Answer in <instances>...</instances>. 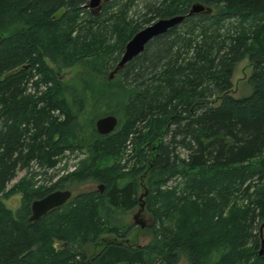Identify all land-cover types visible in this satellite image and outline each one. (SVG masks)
<instances>
[{
	"label": "trees",
	"instance_id": "obj_1",
	"mask_svg": "<svg viewBox=\"0 0 264 264\" xmlns=\"http://www.w3.org/2000/svg\"><path fill=\"white\" fill-rule=\"evenodd\" d=\"M87 2L0 0V264H88L87 244L130 231L118 215L137 204L142 169L151 241L105 244L90 264H177L180 254L187 264H264V0H150L143 23L127 18L133 0H108L97 15ZM193 2L212 12L153 37L109 79L137 30ZM244 57L252 91L233 97ZM76 64L99 81L61 80ZM105 114L118 121L100 134L95 119ZM66 153L73 169L54 178ZM88 180L101 189L29 220L34 199ZM16 194L12 209L5 199Z\"/></svg>",
	"mask_w": 264,
	"mask_h": 264
},
{
	"label": "rangeland",
	"instance_id": "obj_2",
	"mask_svg": "<svg viewBox=\"0 0 264 264\" xmlns=\"http://www.w3.org/2000/svg\"><path fill=\"white\" fill-rule=\"evenodd\" d=\"M120 1H125V0H120ZM149 1L150 0H133L134 3L132 4L131 9L128 11L127 18L132 19L138 23H143L144 16L149 15V13L143 14L145 12L144 6ZM98 11L96 13L100 14L103 10L99 11V13H98ZM156 19L157 18H154L150 22H153ZM149 23L144 24V26L149 24ZM6 33H8V32H5L4 34H6ZM48 64L50 66L54 67V65L50 61H48ZM251 70H252V67H251L250 61L248 60L247 57H244L243 59H241L240 61H238L234 65L233 70H232V74L230 77L231 88L228 91V93L230 95H232L233 97H242V96H246L249 93H251L252 86L248 82V78H249V75L251 73ZM84 73L88 76H92L93 79L95 80V82L99 81V79H100L99 77H97L93 73H90L89 70L85 66L80 65V64H76L70 68H65V69L61 70L59 72V76H60L61 80H63L64 82H67L69 79H76L81 74H84ZM212 103L218 104L219 98L218 97L213 98ZM88 114H89V112L86 110V116ZM182 154H184V151H182ZM75 161H76L75 154L66 153V156L60 161V163H58L56 165V167H55L56 169L53 170L56 173L54 178L65 173L67 170L73 169ZM110 162H111L110 160H106L103 162V164L108 165ZM65 163L68 164V168L65 170L61 169ZM129 165H130V163H129ZM127 171L130 172L129 169ZM143 172H144V169H142L141 172L139 173V175L136 176V179L138 182L136 196H138V200H139L138 203L139 204L143 203V205H144V209H143L144 211H142V214L139 217L141 218L142 221L143 220L148 221L149 216L147 215L148 208L146 206V203H147L146 200H147V195H148V191H149L150 186H149V183H147V181H146V178H147L146 172H144V173ZM23 174H24V171H19L17 176L12 181L9 182L8 187L12 183H14L16 180H18L20 178V176H22ZM178 181H180V179H178V178L171 179L167 182V185L168 186L175 185V183ZM98 183L99 182L95 181V180H88V181L82 182V183H75L74 182L68 186V189L72 192V195H76L80 192L97 189ZM5 202H6L8 207L14 209L19 203V197L17 194L12 195L9 198L5 199ZM139 204H137L131 210L120 211V214L118 215V219L121 220L125 224H133L131 226L130 231L126 235V237H128V241L132 244L143 245V244L149 243L151 241V232L149 231L150 227H146L145 225L143 227H139V225L133 223V215L136 214L137 210L139 209V207H140ZM145 212H147V213H145ZM259 223L256 224V227L259 226ZM49 239L51 241L52 247H54L56 250H59V248L61 247L62 241L58 240L55 237H52L51 234H49ZM94 250H95V248L89 244H87L85 246V251L88 254H90ZM215 255H216V253H213L212 256H215ZM213 258H218V256H215ZM177 264H186V259H185V256L183 254L179 255V261Z\"/></svg>",
	"mask_w": 264,
	"mask_h": 264
},
{
	"label": "water",
	"instance_id": "obj_3",
	"mask_svg": "<svg viewBox=\"0 0 264 264\" xmlns=\"http://www.w3.org/2000/svg\"><path fill=\"white\" fill-rule=\"evenodd\" d=\"M99 0H89L87 4H84V7L93 8L98 5ZM206 13L209 14L212 12L210 6H206L200 2H193L186 14H176L169 17H162L150 22L149 24L143 26L137 30L124 44L123 52L121 53L118 61L114 65L113 69L109 72V79L117 73L129 60L134 56L141 53L144 50L146 43L157 36L165 32L168 28L180 23L186 16L192 15L194 13ZM117 118L113 114H105L99 116L95 119V128L100 134H107L111 132L116 124ZM101 188V185H98ZM72 192L69 189H56L48 192L40 198H36L31 202V214L29 220H37L42 215L47 213L49 210L59 207L64 204L70 197ZM144 209L143 203H140V207L136 214L133 216V221L135 224L140 227L144 226V222L138 218L141 213V210ZM259 253H262L264 250V222L259 225Z\"/></svg>",
	"mask_w": 264,
	"mask_h": 264
},
{
	"label": "flooded vegetation",
	"instance_id": "obj_4",
	"mask_svg": "<svg viewBox=\"0 0 264 264\" xmlns=\"http://www.w3.org/2000/svg\"><path fill=\"white\" fill-rule=\"evenodd\" d=\"M108 0H99V2H98V5H96L95 7H93V8H90V7H84V8H86V9H88L89 10V12H92V13H94L95 15H97V11L99 10V11H101L102 9H103V7H104V5L106 4V2H107ZM88 2H89V0H88ZM87 2V3H88ZM86 3V4H87ZM99 11H98V13H99ZM158 19V18H157ZM101 189V188H100ZM137 193V192H136ZM136 198H137V204H139L138 203V196H136ZM136 204V205H137ZM135 205V206H136ZM140 205V204H139ZM147 209V208H146ZM138 211V210H137ZM142 211H144L143 209L141 210V213L139 214V215H141L142 214ZM148 212V213H147ZM147 212H145V213H147V215L149 216V220L147 221V220H143L142 222H144V225L146 226V227H152L153 226V224H154V218H153V215L151 214V212H149L148 210H147ZM135 215V214H134ZM133 215V216H134ZM138 218H140V217H138ZM141 219V218H140ZM133 223H134V221H133ZM135 224V223H134ZM140 227V226H139ZM109 243H113V244H126V245H128V246H130V247H141L142 245L141 244H132V243H130L129 241H128V237H123V236H120L119 235V233H117V234H109V233H107V232H105V233H102L101 235H100V238H99V240H97L94 244H89V245H91L92 247H94L95 248V250L93 251V252H91L90 254H88L86 251H85V247H84V251H85V254H86V259H87V263L88 264H90L91 263V261L96 257V255L104 248V246H105V244H109ZM144 245V244H143ZM64 247H65V243H63L62 242V244H61V247L59 248V250H63L64 249ZM186 259V258H185ZM179 261V260H178ZM178 263V262H177ZM186 264H187V260H186Z\"/></svg>",
	"mask_w": 264,
	"mask_h": 264
}]
</instances>
